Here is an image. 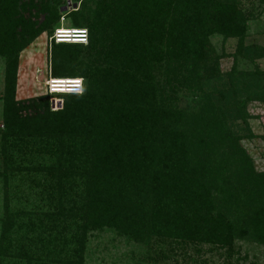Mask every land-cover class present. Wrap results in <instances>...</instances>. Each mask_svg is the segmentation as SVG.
<instances>
[{"label": "trees", "instance_id": "obj_1", "mask_svg": "<svg viewBox=\"0 0 264 264\" xmlns=\"http://www.w3.org/2000/svg\"><path fill=\"white\" fill-rule=\"evenodd\" d=\"M67 1L0 0L5 176L44 177L33 215L10 206L6 185L0 261L84 264L88 233L105 228L141 243H264V170L233 131L249 100L264 101V68L238 66L264 60L245 44L252 12L242 0H73L64 13ZM62 16L89 40L52 41V75L84 80L81 93H54L53 110L48 95L17 99L16 82L22 51ZM214 34L238 40L230 71Z\"/></svg>", "mask_w": 264, "mask_h": 264}, {"label": "rangeland", "instance_id": "obj_2", "mask_svg": "<svg viewBox=\"0 0 264 264\" xmlns=\"http://www.w3.org/2000/svg\"><path fill=\"white\" fill-rule=\"evenodd\" d=\"M75 4L77 5L75 7ZM243 8L252 12L247 17L248 31L246 34V46L258 45L264 47V3L259 0H242ZM80 2L68 0L62 7V11L68 12L78 9ZM67 7V9H65ZM71 25L70 19L62 16L60 22L55 26L52 34L43 33L36 38L20 56L18 79L16 82V98L23 100L31 97L49 96L53 110L63 107L62 96L51 93L47 80L52 77L51 45L57 41L56 31L59 27ZM89 40V34H88ZM211 41L218 54H225L221 62V68L230 71L233 65L232 54L237 49V39H225L221 34L211 36ZM78 43V42H72ZM88 43V42H87ZM83 43V44H87ZM240 69L253 70L257 67L264 68V60L251 61L247 58L238 60ZM5 60L0 56V129L4 127V93L6 89ZM61 101L59 108H55L57 101ZM196 98L183 94L179 102L181 107L192 108ZM248 124L243 118H238L233 124V131L242 136L243 147L253 158L258 170H264V101L249 100L247 103ZM1 133V132H0ZM1 134H0V242L3 234V217L5 204V187L12 191L9 201L14 210L24 211L27 216L36 213V206L42 205L40 201V189L44 177L42 174H28L26 171L17 176H5V160ZM15 154L14 152L9 150ZM4 171V172H3ZM35 178V181H34ZM32 217V216H31ZM34 217V216H33ZM24 224L29 223V217L23 219ZM28 225V224H27ZM25 229L21 228L16 236H24ZM30 235H34L31 233ZM149 243H141L130 239L126 235L119 234L115 230L105 228L102 230H91L87 235V243L83 254L84 264H264V243L255 238H235L232 245L223 247L216 243H197L194 241H183L175 237L160 238L153 236ZM19 240V242H18ZM32 242V240H31ZM28 246L30 240L21 238L16 244ZM9 257L0 255V259ZM13 259V258H12ZM23 257L0 264H26ZM36 263V262H35Z\"/></svg>", "mask_w": 264, "mask_h": 264}, {"label": "built area", "instance_id": "obj_3", "mask_svg": "<svg viewBox=\"0 0 264 264\" xmlns=\"http://www.w3.org/2000/svg\"><path fill=\"white\" fill-rule=\"evenodd\" d=\"M59 42H88V31L84 28L59 27L56 31ZM47 85L51 93H81L84 89V80L81 77H50ZM61 101L58 100L55 108H59ZM62 106V105H61Z\"/></svg>", "mask_w": 264, "mask_h": 264}, {"label": "water", "instance_id": "obj_4", "mask_svg": "<svg viewBox=\"0 0 264 264\" xmlns=\"http://www.w3.org/2000/svg\"><path fill=\"white\" fill-rule=\"evenodd\" d=\"M77 5L75 4V7H76ZM65 9H67V7H65Z\"/></svg>", "mask_w": 264, "mask_h": 264}]
</instances>
